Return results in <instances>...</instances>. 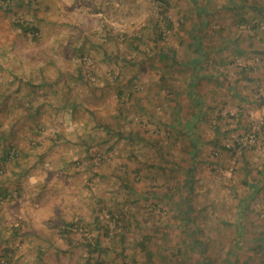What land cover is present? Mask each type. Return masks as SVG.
<instances>
[{
  "label": "rangeland",
  "instance_id": "374dc122",
  "mask_svg": "<svg viewBox=\"0 0 264 264\" xmlns=\"http://www.w3.org/2000/svg\"><path fill=\"white\" fill-rule=\"evenodd\" d=\"M168 2L0 0V264H264V0Z\"/></svg>",
  "mask_w": 264,
  "mask_h": 264
},
{
  "label": "trees",
  "instance_id": "16d2710c",
  "mask_svg": "<svg viewBox=\"0 0 264 264\" xmlns=\"http://www.w3.org/2000/svg\"><path fill=\"white\" fill-rule=\"evenodd\" d=\"M22 1V0H21ZM159 1H161L162 2V10L163 11H161L160 12V17H161V20H159L158 19V21L157 22H159V24L162 22V23H165L166 24V27L168 28V29H170L171 27H172V21H171V19L169 18V16H168V14H167V11H168V6H169V2H168V0H159ZM24 33L25 32H29V27L28 26H26L25 24H23V23H18V25H17ZM37 32H38V29L35 27V28H33L32 29V33H34L33 34V37L35 36V34H37ZM35 38V37H34ZM111 219H114V217L111 215ZM14 230H16V229H14ZM8 264H10V263H8Z\"/></svg>",
  "mask_w": 264,
  "mask_h": 264
},
{
  "label": "built area",
  "instance_id": "2783aa9c",
  "mask_svg": "<svg viewBox=\"0 0 264 264\" xmlns=\"http://www.w3.org/2000/svg\"><path fill=\"white\" fill-rule=\"evenodd\" d=\"M253 139V135H250V140Z\"/></svg>",
  "mask_w": 264,
  "mask_h": 264
}]
</instances>
